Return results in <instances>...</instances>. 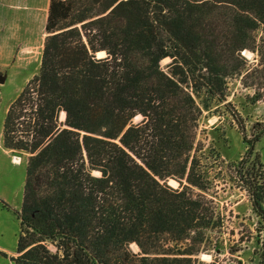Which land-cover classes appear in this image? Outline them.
Listing matches in <instances>:
<instances>
[{"label":"trees","instance_id":"1","mask_svg":"<svg viewBox=\"0 0 264 264\" xmlns=\"http://www.w3.org/2000/svg\"><path fill=\"white\" fill-rule=\"evenodd\" d=\"M45 30L3 126L4 147L30 154L14 264H221L200 258L219 250L224 216L197 153L201 117L223 106L247 143L235 178L264 225V127L247 138L227 94L243 75L264 99V0H50Z\"/></svg>","mask_w":264,"mask_h":264},{"label":"rangeland","instance_id":"2","mask_svg":"<svg viewBox=\"0 0 264 264\" xmlns=\"http://www.w3.org/2000/svg\"><path fill=\"white\" fill-rule=\"evenodd\" d=\"M45 0H0V264H14L16 254L20 210L26 178L27 152H13L4 147V121L10 104L19 95L27 82L39 71L49 5ZM40 5V7H39ZM104 53H99V56ZM243 55L249 63L257 64L258 55L245 50ZM171 58L162 60L168 71ZM242 76L228 79V101L241 115L247 138H252L264 127V99L255 101V89L245 86ZM252 82L253 78L247 79ZM231 109L220 108L218 113L205 111L200 119L199 139L203 149L197 155L201 170L209 178L208 197L214 199L224 216V225L219 233V250L202 252L200 258L211 262L216 257L221 264H258L264 241V225L255 213L246 190L240 187L234 175V165L240 162L247 151L244 134L232 115ZM65 115L60 114L64 121ZM142 116L134 118L139 122ZM256 152L264 163V135L256 145ZM14 156L20 158L15 163ZM255 155L250 159L255 162ZM168 184L179 187V181L169 179ZM199 192V190H196ZM259 228H263L261 233ZM131 248L137 252L136 244Z\"/></svg>","mask_w":264,"mask_h":264},{"label":"crops","instance_id":"3","mask_svg":"<svg viewBox=\"0 0 264 264\" xmlns=\"http://www.w3.org/2000/svg\"><path fill=\"white\" fill-rule=\"evenodd\" d=\"M42 4L47 7L48 5H50V0H45ZM39 7H40V5H39ZM47 9L49 10V7ZM45 16H48V11L45 13Z\"/></svg>","mask_w":264,"mask_h":264},{"label":"bare ground","instance_id":"4","mask_svg":"<svg viewBox=\"0 0 264 264\" xmlns=\"http://www.w3.org/2000/svg\"><path fill=\"white\" fill-rule=\"evenodd\" d=\"M13 158H14L15 163H19L20 162V158L18 156H14Z\"/></svg>","mask_w":264,"mask_h":264},{"label":"water","instance_id":"5","mask_svg":"<svg viewBox=\"0 0 264 264\" xmlns=\"http://www.w3.org/2000/svg\"><path fill=\"white\" fill-rule=\"evenodd\" d=\"M98 57H102V56H99V54H97ZM0 82H4V78H0ZM173 180V179H172ZM171 185V184H169Z\"/></svg>","mask_w":264,"mask_h":264}]
</instances>
